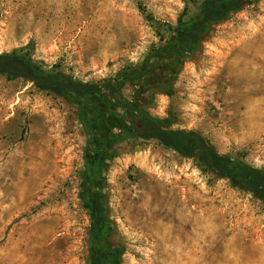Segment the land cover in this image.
I'll return each mask as SVG.
<instances>
[{
  "label": "rangeland",
  "instance_id": "rangeland-1",
  "mask_svg": "<svg viewBox=\"0 0 264 264\" xmlns=\"http://www.w3.org/2000/svg\"><path fill=\"white\" fill-rule=\"evenodd\" d=\"M187 3L0 0V54L23 50L82 82L140 74L170 63L161 49ZM172 79L170 95L142 97L149 113L264 171V0L215 26ZM87 146L74 105L0 74V264H88L100 229L81 197ZM103 176L121 252L111 264H264L263 201L194 159L129 141L105 156Z\"/></svg>",
  "mask_w": 264,
  "mask_h": 264
},
{
  "label": "trees",
  "instance_id": "trees-1",
  "mask_svg": "<svg viewBox=\"0 0 264 264\" xmlns=\"http://www.w3.org/2000/svg\"><path fill=\"white\" fill-rule=\"evenodd\" d=\"M254 1L188 0L177 23L168 27L167 45L161 49L168 54V65L148 61L143 73L123 72L100 83L82 82L63 71L48 69L23 50L0 54L1 75L9 80L22 78L39 91L65 99L79 110V120L88 135L85 157L89 165L84 173L85 186L81 197L92 224L100 229L92 239L88 264H111L121 255L112 243L114 230L104 198L103 160L114 146L124 142L156 141L167 150L194 159L199 167L229 180L233 187L250 192L264 203V171L252 169L239 159L219 153L199 130L174 129V119L170 115L166 119L152 116L148 103L142 99L151 90L156 94L170 95L173 73L177 72L182 61L198 52L215 26ZM189 3L196 7V13H191ZM162 70L169 73L161 75ZM148 75H151V81L144 82ZM128 87L132 88V93ZM114 115L121 118L129 115V125L113 124Z\"/></svg>",
  "mask_w": 264,
  "mask_h": 264
}]
</instances>
